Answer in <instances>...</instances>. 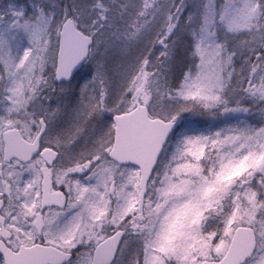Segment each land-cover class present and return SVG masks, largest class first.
Listing matches in <instances>:
<instances>
[{
  "label": "snow or ice",
  "instance_id": "1",
  "mask_svg": "<svg viewBox=\"0 0 264 264\" xmlns=\"http://www.w3.org/2000/svg\"><path fill=\"white\" fill-rule=\"evenodd\" d=\"M0 264H264V0H0Z\"/></svg>",
  "mask_w": 264,
  "mask_h": 264
}]
</instances>
